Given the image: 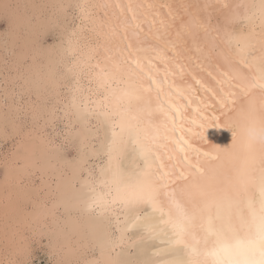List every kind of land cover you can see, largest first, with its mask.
Here are the masks:
<instances>
[{
	"label": "bare ground",
	"instance_id": "obj_1",
	"mask_svg": "<svg viewBox=\"0 0 264 264\" xmlns=\"http://www.w3.org/2000/svg\"><path fill=\"white\" fill-rule=\"evenodd\" d=\"M5 4L0 141L10 146L0 150V264H32L43 238L53 264H189L191 247L177 243L170 223L177 205L202 215L205 227L209 216L221 222L214 197L192 187L194 170L175 140L203 153L197 132L208 120L204 143L229 149V127L210 119L264 104L261 0H0V20ZM51 26L55 43L42 46ZM15 43L6 62L2 51ZM164 144L176 176L190 179L163 181L156 207L122 206L113 175L135 178L145 167L142 148L160 153ZM187 153L195 163L196 152ZM201 163L205 180L207 170L234 175L241 166L230 157ZM212 183L227 186L223 175ZM261 199L258 184L250 186L238 213ZM233 222L240 227L239 215ZM191 243L213 264L214 236L198 227Z\"/></svg>",
	"mask_w": 264,
	"mask_h": 264
},
{
	"label": "snow or ice",
	"instance_id": "obj_2",
	"mask_svg": "<svg viewBox=\"0 0 264 264\" xmlns=\"http://www.w3.org/2000/svg\"><path fill=\"white\" fill-rule=\"evenodd\" d=\"M4 15L8 18L9 5L4 6ZM260 13L264 19V0H261ZM131 8V6H129ZM134 18V17H133ZM4 23H0V28ZM199 83V81H197ZM221 108H227V98L222 97L219 101ZM191 104V101H188ZM204 109H200L203 111ZM181 112L177 106L176 113ZM174 113L173 115L175 116ZM203 119V118H202ZM229 127L233 134V146L229 149H219L213 145L205 144L203 129L208 120L201 124L197 136L201 146L205 149L203 153L200 149H192L183 136L177 137L175 147L184 153L182 162L186 163L190 170H194L192 187L197 188L202 195H212L216 208V220L221 223L217 226L211 216L208 217L207 225L198 223L195 211L189 213L177 205V215L175 220H171L173 230L179 237L177 243H182L185 247H191L194 259L189 264H207L201 260V253L191 243L196 241L197 228H203L211 236L215 237V245L207 253L213 258V264H264V104L257 106L249 101L236 109L228 112H221V118H211L210 122L216 124L217 120ZM182 130V128H181ZM176 131L175 120H173V134ZM168 137L165 136V139ZM163 152H154L151 148H142L145 158V167L135 176V178L125 181L118 172L113 175V183L116 186L117 199L119 203L130 209H136L142 205L157 206L161 188L166 187L163 181L176 177L177 179L188 181L189 176L180 172L176 176V164L170 162L174 158V153L169 152L167 145H160ZM187 150L196 152V162L193 163L188 156ZM167 155L169 164L165 163L164 156ZM201 156L212 161H219L222 157H230L241 160V166L233 175L225 170L218 172L210 169L211 177H205V168L201 163ZM73 163V162H69ZM170 165V166H169ZM257 172L259 175L257 176ZM217 175H223L226 187L220 188L212 183ZM258 184L262 199L259 208L248 206L246 213H238L239 197L252 185ZM239 215L240 227L233 222L234 217ZM188 238H191L189 240ZM205 243L207 238L205 237ZM18 264H25L24 261ZM119 264V262H114ZM174 264H185L182 259H177Z\"/></svg>",
	"mask_w": 264,
	"mask_h": 264
},
{
	"label": "rangeland",
	"instance_id": "obj_3",
	"mask_svg": "<svg viewBox=\"0 0 264 264\" xmlns=\"http://www.w3.org/2000/svg\"><path fill=\"white\" fill-rule=\"evenodd\" d=\"M68 11L70 13H71V11L75 12L74 9H71V8H68ZM0 23H4V27L6 26L5 25V23H6L5 20H0ZM58 31H59L58 30V27L51 26V28L47 31V33H45L44 36L40 39V43L42 44V46H44V45H46L48 43H53L54 44L55 43L54 40L56 39V37L58 36V33H59ZM17 45H18V43L17 44L15 43V44H13V45L10 46L11 48L9 46L8 47L6 46V48L2 51V53L4 54V57H5L6 62H10L11 61L9 58H11V55L13 53L11 52L10 49H13ZM25 64H27V62ZM9 71L11 73H13V70L11 68L9 69ZM2 73H5V72L2 70ZM1 74H0V79H1ZM59 125H61V122H57L56 127H58ZM7 144H9V145H7ZM6 146H8V148H9L10 141H5V142H1L0 141V150H2L3 152H5L6 151V148H7ZM45 243H46V239L43 238L42 244H45ZM42 244H41L40 249L39 248H34V256H33L32 264H53L52 261L48 260L47 257H46V255H44L42 253L41 250L42 249L45 250V246L42 245Z\"/></svg>",
	"mask_w": 264,
	"mask_h": 264
}]
</instances>
